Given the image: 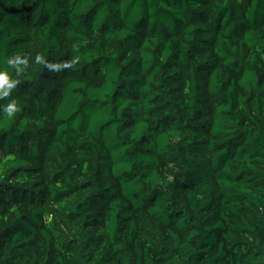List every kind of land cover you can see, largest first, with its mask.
Returning <instances> with one entry per match:
<instances>
[{
    "label": "trees",
    "instance_id": "trees-1",
    "mask_svg": "<svg viewBox=\"0 0 264 264\" xmlns=\"http://www.w3.org/2000/svg\"><path fill=\"white\" fill-rule=\"evenodd\" d=\"M15 54L0 264H264V0H0Z\"/></svg>",
    "mask_w": 264,
    "mask_h": 264
},
{
    "label": "clouds",
    "instance_id": "clouds-1",
    "mask_svg": "<svg viewBox=\"0 0 264 264\" xmlns=\"http://www.w3.org/2000/svg\"><path fill=\"white\" fill-rule=\"evenodd\" d=\"M34 62L43 65L49 72H60L72 66L68 63H49L40 54L35 56ZM28 65L29 57L27 55L15 54L7 59L5 67L0 68V101L7 100V103L0 104V113L8 119L14 118L21 110L17 100L9 98L20 83L17 77Z\"/></svg>",
    "mask_w": 264,
    "mask_h": 264
}]
</instances>
